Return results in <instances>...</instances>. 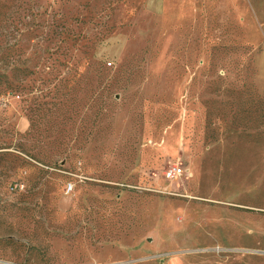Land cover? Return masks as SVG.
I'll return each instance as SVG.
<instances>
[{"label":"rangeland","instance_id":"374dc122","mask_svg":"<svg viewBox=\"0 0 264 264\" xmlns=\"http://www.w3.org/2000/svg\"><path fill=\"white\" fill-rule=\"evenodd\" d=\"M153 1L14 0L51 165L0 169V264H264V0Z\"/></svg>","mask_w":264,"mask_h":264},{"label":"trees","instance_id":"16d2710c","mask_svg":"<svg viewBox=\"0 0 264 264\" xmlns=\"http://www.w3.org/2000/svg\"><path fill=\"white\" fill-rule=\"evenodd\" d=\"M14 3V0H0V169L5 173L30 165V162L21 157L19 153L25 154L27 158L36 159L45 166L51 165L48 153L43 148L38 150L36 143L32 142V131L35 124L30 115V107L27 108L30 128L22 135L7 127L3 115L8 107L6 100L19 95L29 96L31 91L30 78L36 72L39 64L44 63L45 55L49 52L48 48H42L38 52L35 50L34 53L33 48L36 44L34 45L33 40L37 37L35 36L36 31L43 32L40 28L42 27L41 24L37 23L35 27H31L21 34L18 32L15 23L17 9L14 10ZM43 14L39 10L33 12L36 19ZM45 37H48V34ZM23 41H25L24 45L22 44ZM45 42H47V38L42 41L43 44ZM33 53L37 61L32 64ZM99 70V78L103 85L102 93L107 91L109 93L115 86L116 74L107 78L105 77L107 70L103 66ZM3 104L5 105L3 106ZM259 104L264 105V100H261ZM58 144L63 145V142ZM59 153H63V148H60L57 154Z\"/></svg>","mask_w":264,"mask_h":264},{"label":"built area","instance_id":"2783aa9c","mask_svg":"<svg viewBox=\"0 0 264 264\" xmlns=\"http://www.w3.org/2000/svg\"><path fill=\"white\" fill-rule=\"evenodd\" d=\"M185 174V170L178 164L172 165L164 171V177L168 181H175L182 178Z\"/></svg>","mask_w":264,"mask_h":264},{"label":"crops","instance_id":"0c3cea01","mask_svg":"<svg viewBox=\"0 0 264 264\" xmlns=\"http://www.w3.org/2000/svg\"><path fill=\"white\" fill-rule=\"evenodd\" d=\"M153 1V0H152ZM155 2V3H154ZM152 5V4H151ZM153 8L154 9H160V8H163V1L160 0V2L158 3V0L157 1H153Z\"/></svg>","mask_w":264,"mask_h":264}]
</instances>
